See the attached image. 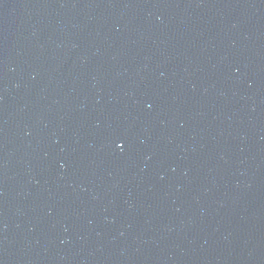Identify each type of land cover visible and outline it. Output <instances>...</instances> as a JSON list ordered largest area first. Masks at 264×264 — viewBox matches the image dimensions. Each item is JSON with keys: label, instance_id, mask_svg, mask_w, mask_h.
Wrapping results in <instances>:
<instances>
[{"label": "water", "instance_id": "1", "mask_svg": "<svg viewBox=\"0 0 264 264\" xmlns=\"http://www.w3.org/2000/svg\"><path fill=\"white\" fill-rule=\"evenodd\" d=\"M0 264H264V0H0Z\"/></svg>", "mask_w": 264, "mask_h": 264}]
</instances>
